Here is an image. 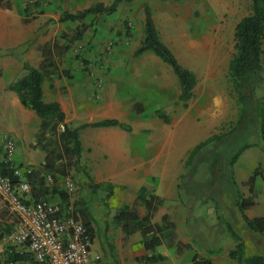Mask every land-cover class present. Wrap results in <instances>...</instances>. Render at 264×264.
Listing matches in <instances>:
<instances>
[{"label": "crops", "instance_id": "obj_1", "mask_svg": "<svg viewBox=\"0 0 264 264\" xmlns=\"http://www.w3.org/2000/svg\"><path fill=\"white\" fill-rule=\"evenodd\" d=\"M116 1L42 0L30 7L29 0H0V156L5 159L4 136L9 134L17 146L12 160L16 174L31 187L27 200L31 203L41 200L52 206L67 202L68 199L63 201L61 195H57L67 178L46 172L47 153L33 147L42 121L34 111L26 109L9 88L26 75L25 64L40 69L42 49L46 45L55 41L68 44L62 36H70L85 25L87 30L82 41L74 44L58 61L54 81L43 83V101L58 103L66 124L80 130L81 167L72 172L85 173L88 195L95 190L111 195L113 210L110 213L98 216L87 206L90 210L86 215L81 218L78 214L82 222L89 221L94 229L93 252L103 259L106 247L98 240L102 234L115 247V258L105 259V264H195L196 256L212 264L232 262L230 251L205 255L194 250V237L188 227L189 205L184 204L181 197L185 163L198 144L215 135L217 124L208 116L200 124L195 120V112H203L204 105L195 106L194 98L184 107L180 101V82L172 67L153 52L136 55L145 39L147 5L161 42L184 68L195 74L197 90L199 66H194L188 57L199 54L202 42L187 35L191 21L187 15V0H121L112 13L92 14L83 21H60L65 14L77 15L99 4L111 7ZM79 46H84L81 54L77 52ZM10 51L16 53H8ZM112 120L129 130L121 126L90 127ZM256 155L259 162L263 161V153L258 154L256 150ZM34 171L39 172L37 179L44 181L47 194L41 197L43 199L33 195L28 175ZM257 180L255 205L246 211L249 219L264 218V199L257 193ZM237 189L243 197H252L249 187L248 191H240L238 186ZM141 194L146 202L156 198L154 204L158 207L152 222L160 225L167 216L176 225L178 240L191 245L190 250L179 254L174 245L164 248V261H146L159 252L146 251L141 245L140 233L125 236L122 225L114 220L124 207L147 216V205L138 201ZM235 208L243 232L239 234L236 230L235 233L245 244L247 256H264V235L248 228L237 201ZM8 220L9 214L0 202V234L7 228ZM255 239L256 243L249 246L247 240L252 243Z\"/></svg>", "mask_w": 264, "mask_h": 264}, {"label": "trees", "instance_id": "obj_2", "mask_svg": "<svg viewBox=\"0 0 264 264\" xmlns=\"http://www.w3.org/2000/svg\"><path fill=\"white\" fill-rule=\"evenodd\" d=\"M120 2L121 0H117L111 7H104L99 4L77 15L65 14L60 21H83L87 16L92 14L112 13L116 10ZM251 3L250 15L243 18L235 27V54L229 65V76L233 90L237 96V105L240 112V124L248 115L250 109L245 88L250 86L255 94L259 90L264 89V0H251ZM145 15V39L136 55H142L150 51L164 63L172 67L181 86L180 101L187 108V104L194 98V92L198 83L197 78L192 71L184 68L172 51L161 42L151 9L147 5L145 6ZM86 30L87 26L83 25L72 35L62 36V39L68 43L66 45H61L57 41L46 45L42 49L43 62L40 69H33L28 64H25L26 75L9 88L19 96L23 106L28 110L34 111L42 121L33 147L47 153L44 170L48 173H56L66 178L71 177V172L80 170L81 167L82 146L79 138L80 130L78 128H70L66 124L65 114L58 103H45L43 101V83L46 80L50 82L54 81L58 71V61L66 56L74 44L82 41ZM8 53L15 54L16 52L10 51ZM253 103L252 115L257 125V137L253 142L242 146L234 155L231 160L232 168L236 166L242 154L248 149L259 147L264 153V97H256ZM159 116L164 118L166 122L169 121V118L163 113H159ZM60 126L64 127V131H60ZM111 126H121L129 130V128L114 120L90 125V127L96 128ZM226 138L225 135L215 134L206 141L198 144L192 150L185 163V173L181 178L183 183L194 177L196 173V160L206 150L217 146ZM1 153L2 151L0 150ZM259 175L260 171L257 170L248 182L252 197L245 198L238 192L237 207L248 228L255 233L264 235V218L249 219L246 215V211L255 205V183ZM0 176L10 178L14 186H18L21 183V178L16 174L14 164L5 161L1 156ZM38 177V171H34L28 175L29 182L33 187L34 197L43 199L41 197L46 195L47 191L44 188V181L41 178L37 179ZM231 177L233 179V185L237 186L234 179V170L231 172ZM60 195L63 201L67 200V197L63 193H60ZM155 200L156 198H152L146 202V197L143 194L138 197V201L144 202L147 205L149 214L145 217H142L136 209L129 207H124L119 210L114 217V220L122 225V231L125 236L129 237L140 233L143 248L146 251L159 252L156 257L149 256L146 258V261L150 263L161 262L166 259V256L163 255L164 248L170 249L176 245L179 254L192 248L191 245L178 240L176 225L167 216L163 218L160 225L152 222L158 207L154 204ZM83 223L93 241L95 233L92 224L86 220H83ZM9 231L10 226L7 225V228L0 234V238ZM232 235L238 241V244L229 253L231 260L238 262V264H264V256H247L245 244L235 232H232ZM5 258L6 262L33 264L29 255L17 254L15 248H8ZM195 264H212V262L196 256Z\"/></svg>", "mask_w": 264, "mask_h": 264}, {"label": "rangeland", "instance_id": "obj_3", "mask_svg": "<svg viewBox=\"0 0 264 264\" xmlns=\"http://www.w3.org/2000/svg\"><path fill=\"white\" fill-rule=\"evenodd\" d=\"M186 6L191 20L187 35L202 42L198 47L199 54H190L188 57V61L194 63V66H199L200 78L195 91V106L204 105L203 112H195V120L200 124L205 116L214 119L217 127L213 133L227 137L196 160V173L192 179L181 182L182 200L189 205L188 227L194 237V250L213 255L236 248L238 241L232 232L243 233L235 211L237 186L240 191H248L246 183L257 170L260 171L257 177V193L260 199H264V159L259 162L257 155L255 156L256 150L258 154L263 153L259 147L245 151L236 166L231 167V160L240 148L257 137V125L252 115L253 101L256 97H264V89L255 94L250 86L245 88L250 109L240 124V112L229 76V65L235 54V27L250 15L251 0H187ZM233 170L237 186L233 185ZM72 173L70 179L76 188L72 199L81 218L89 212L88 207L97 212L98 216L113 210L110 194H101L95 190L96 192L92 191L88 195L86 186L89 182L87 183L85 173ZM65 185L66 181L60 193L69 198ZM60 193L57 194L58 197ZM98 240L106 247L103 254L105 264V259L115 258L114 243H109L102 234ZM256 241L255 239L251 243L247 240V243L252 246ZM218 263L237 264L228 260Z\"/></svg>", "mask_w": 264, "mask_h": 264}, {"label": "built area", "instance_id": "obj_4", "mask_svg": "<svg viewBox=\"0 0 264 264\" xmlns=\"http://www.w3.org/2000/svg\"><path fill=\"white\" fill-rule=\"evenodd\" d=\"M41 1L29 0L30 7ZM83 51L84 46L77 48L79 54ZM60 131H64L63 126ZM16 148L14 138L5 135V161L13 163ZM70 178L65 185L67 202L52 206L45 201L29 202L28 183L14 186L10 178L0 176V202L9 214L7 225L10 226V231L0 238V264H18L6 262L8 248H15L17 254L29 255L33 264H103L102 256L93 252V242L78 216L72 199L76 188Z\"/></svg>", "mask_w": 264, "mask_h": 264}]
</instances>
